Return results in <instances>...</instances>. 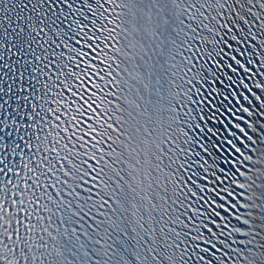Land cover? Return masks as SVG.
<instances>
[{"label":"snow or ice","instance_id":"1","mask_svg":"<svg viewBox=\"0 0 264 264\" xmlns=\"http://www.w3.org/2000/svg\"><path fill=\"white\" fill-rule=\"evenodd\" d=\"M0 264H264V0H0Z\"/></svg>","mask_w":264,"mask_h":264}]
</instances>
